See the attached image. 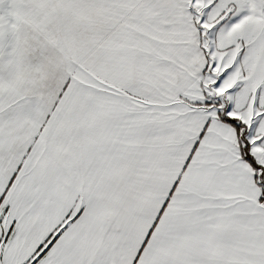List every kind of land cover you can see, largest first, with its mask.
Listing matches in <instances>:
<instances>
[{
  "label": "snow or ice",
  "instance_id": "snow-or-ice-1",
  "mask_svg": "<svg viewBox=\"0 0 264 264\" xmlns=\"http://www.w3.org/2000/svg\"><path fill=\"white\" fill-rule=\"evenodd\" d=\"M0 264H264V0H0Z\"/></svg>",
  "mask_w": 264,
  "mask_h": 264
}]
</instances>
